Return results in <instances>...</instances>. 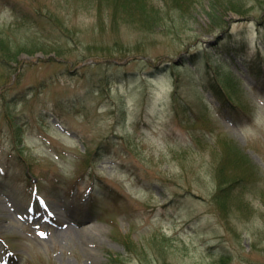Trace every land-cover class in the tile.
Returning a JSON list of instances; mask_svg holds the SVG:
<instances>
[{"label":"rangeland","instance_id":"374dc122","mask_svg":"<svg viewBox=\"0 0 264 264\" xmlns=\"http://www.w3.org/2000/svg\"><path fill=\"white\" fill-rule=\"evenodd\" d=\"M0 264H264V0H0Z\"/></svg>","mask_w":264,"mask_h":264},{"label":"trees","instance_id":"16d2710c","mask_svg":"<svg viewBox=\"0 0 264 264\" xmlns=\"http://www.w3.org/2000/svg\"><path fill=\"white\" fill-rule=\"evenodd\" d=\"M213 13V11H211V9H210V11H209V14H212ZM233 44H234V46H233ZM236 44V45H235ZM237 44H239L238 46H240V43H236V40L234 41L233 40V42H232V47L235 49L236 47H237ZM232 48V49H233ZM241 48V47H240ZM233 49V50H234ZM199 53V52H198ZM198 53H197V55H198ZM195 54H196V52L195 53H190V57L191 58H196L197 57V55L195 56ZM195 58H194V60H195ZM206 71H207V73L209 74L210 73V71L208 70V69H206ZM226 159H230V157H226V155H222L221 156V159L218 161V163L216 164V166H218V168H217V172H219V173H221V166L223 165V168L224 167H226V166H228L229 164L228 163H224V160H226ZM222 161V163L223 164H220V165H218L220 162ZM251 173L252 172H250L249 171V175H251ZM247 177V176H246ZM238 181H243V180H246V179H250V178H245L244 176H242L241 178H236ZM236 179H234V180H236ZM234 180L232 179V178H229L226 182L224 181V176L223 177H218V179L216 178V184H217V186H218V189H219V191H218V194L220 195V190H222V189H224V188H226V186H228L230 183H234ZM229 183V184H228ZM227 184V185H226Z\"/></svg>","mask_w":264,"mask_h":264}]
</instances>
